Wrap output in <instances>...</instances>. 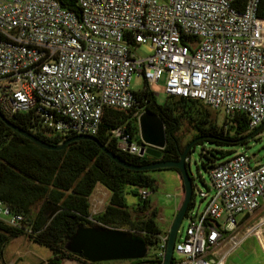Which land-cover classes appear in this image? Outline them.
Returning <instances> with one entry per match:
<instances>
[{
  "label": "built area",
  "instance_id": "1",
  "mask_svg": "<svg viewBox=\"0 0 264 264\" xmlns=\"http://www.w3.org/2000/svg\"><path fill=\"white\" fill-rule=\"evenodd\" d=\"M75 4L77 14L57 0H0L4 117L27 113L29 131L46 137L95 135L105 108L130 112L136 119L145 111L138 90L130 88L132 75L149 87L164 74L168 95L195 98L230 118L243 114L249 130L264 121V18L257 15L259 0ZM139 44H147V55L132 51ZM108 132L121 153L139 155L145 147L139 133L126 131L124 123ZM249 160L239 152L209 169L210 187L198 191L205 205L187 216L188 205L187 226L182 236L177 230L169 264H225L245 237L264 236V159L253 165ZM109 195L100 184L90 193L86 219L93 225L106 226L94 217L104 211ZM137 195L146 199L149 191L138 187ZM238 214L242 216L236 219ZM23 219L0 200V220L20 228ZM168 229H160L154 244L146 245L153 249L148 258L154 264H163Z\"/></svg>",
  "mask_w": 264,
  "mask_h": 264
},
{
  "label": "trees",
  "instance_id": "2",
  "mask_svg": "<svg viewBox=\"0 0 264 264\" xmlns=\"http://www.w3.org/2000/svg\"><path fill=\"white\" fill-rule=\"evenodd\" d=\"M57 1L74 13L79 12L75 0ZM257 15L264 18V0H259ZM138 97L143 109L156 113L163 123L166 143L160 150V159L177 160L188 142L194 140L187 151L186 164L191 149L199 146L200 156L204 157L201 165L208 172L216 163L233 155L232 148L223 147L244 144L250 138L247 136L257 129L249 130L243 114H236L231 118L224 116L223 123L217 124L215 119H211L208 109L195 98L167 94L166 100L157 104L154 93L145 82L138 90ZM130 117V112L105 108L100 127L93 136L101 145L128 163L139 165L153 161L143 155L121 153L116 148L115 140L109 139L108 131L123 123L126 131L138 133L137 119ZM7 119L30 132L27 113H19ZM182 121L189 123L195 131L183 146L176 133ZM33 134L50 144H58L72 136L55 134L46 137L39 133ZM226 155L229 156L222 158ZM171 169L177 172L175 168ZM148 171L131 170L117 164L91 140L72 141L61 150L41 148L0 119V200L24 218L20 228L9 226L0 220V264H4V244L9 238L18 235H26L32 242L50 250L51 256L46 264H63L69 256L64 247L66 238L80 224L93 225L86 217L90 213L88 197L96 184L103 186L110 195L104 211L95 215V220L111 228L145 231L146 234L140 236L146 245H153L155 234L160 231L154 220L156 209L149 204L148 198L138 197L140 203L133 209L139 210L141 214L131 215L123 198L125 185L153 189L154 179ZM190 178L192 181L191 176ZM190 204L191 202L189 207ZM126 224L132 228L124 227ZM26 228L30 231H25ZM131 261L132 264L155 262L148 257Z\"/></svg>",
  "mask_w": 264,
  "mask_h": 264
},
{
  "label": "rangeland",
  "instance_id": "3",
  "mask_svg": "<svg viewBox=\"0 0 264 264\" xmlns=\"http://www.w3.org/2000/svg\"><path fill=\"white\" fill-rule=\"evenodd\" d=\"M132 51L138 56H145L149 53V47L147 44H139L136 45ZM164 79L165 75L163 74L159 81L149 85V89L154 93V99L157 104H162L167 98V94L164 91ZM142 86L143 81L141 78L137 75H132L130 79V88L136 91L141 89ZM207 109L210 113L211 119H215V122L221 125L224 120L223 114L219 111L210 110L209 108ZM262 123L263 125H261ZM262 123L260 124L261 126L259 125L256 127L257 132L248 138L244 144L223 148H232L234 150L233 154L239 152L244 153L250 158L249 161L251 165L261 162L264 159V121ZM176 133L179 143L183 146L193 137L195 131L189 123L182 121ZM199 152V146L194 147L188 155L189 161L187 166L190 176L192 177L193 194L191 196V204L188 208L187 216H193L195 212H199L203 209L205 200L199 198L198 191H206L210 187L209 172L201 165V160L204 161V157L200 156ZM143 156L150 160H154L153 157L146 154H143ZM228 156L229 155H226L222 158ZM148 174L154 179L153 189L147 188L149 191V204H153L156 207L154 220L160 229H167L172 222L177 207L182 201L179 176L177 172L171 168L149 170ZM137 192V186L125 185L123 188L124 202L128 206L131 215L141 214L139 210L133 209V207L140 203ZM210 192H212V190ZM241 216L242 214H238L235 218L239 219ZM223 219L224 216L219 219V222H222ZM123 226L131 227L127 224ZM186 226L187 217H183L178 226V234L182 236L185 232ZM29 240L30 239L26 235H18L9 238L2 248L3 260L6 263L16 261V264H35L39 258L51 255V252L47 247L29 242ZM260 244L261 243L255 235L245 237L241 244L229 253L225 260V264H264V247ZM152 253V247H148L147 257ZM174 257H176L175 254ZM46 261H42L39 264H46ZM131 263V260H111L105 261L103 264Z\"/></svg>",
  "mask_w": 264,
  "mask_h": 264
},
{
  "label": "water",
  "instance_id": "4",
  "mask_svg": "<svg viewBox=\"0 0 264 264\" xmlns=\"http://www.w3.org/2000/svg\"><path fill=\"white\" fill-rule=\"evenodd\" d=\"M0 119L8 127L44 149L61 150L72 141L91 140L113 161L127 169L154 170L175 168L182 181L183 198L168 229L167 244L162 263H170L178 226L185 215L192 195V181L186 164V154L190 146L194 143V140L188 142L185 149L179 154L177 160L160 159V150L166 143L164 126L156 113L145 110L137 117L139 137L143 144H145V147L140 149L139 155L146 154L155 158V160L145 164L135 165L120 159L105 146L101 145L93 135H72L58 144H50L39 139L34 134L15 126L1 113ZM256 131L257 129L252 131L247 137L253 136ZM64 247L69 254L80 257L84 261L80 262L78 259L68 256L63 261V264H94L111 260H135L144 258L147 253L146 244L141 236L132 235L125 230L99 225H78L74 233L66 238Z\"/></svg>",
  "mask_w": 264,
  "mask_h": 264
},
{
  "label": "crops",
  "instance_id": "5",
  "mask_svg": "<svg viewBox=\"0 0 264 264\" xmlns=\"http://www.w3.org/2000/svg\"><path fill=\"white\" fill-rule=\"evenodd\" d=\"M178 174V173H177ZM178 176H179V174H178ZM179 182H180V184H181V195H182V198H183V188H182V181H181V178H180V176H179ZM148 198V197H147ZM151 206L153 207V208H155L156 209V207L153 205V204H151ZM179 207V206H178ZM177 207V208H178ZM177 210V209H176ZM29 242H32L31 240H29ZM32 243H34V242H32ZM36 244V243H35ZM39 245V244H38ZM51 255H49V256H45L44 258H39V260L35 263V264H39L40 262H42V261H46L49 257H50ZM2 260H3V258H2ZM3 262H4V264H16V261H10V262H8V263H6L4 260H3Z\"/></svg>",
  "mask_w": 264,
  "mask_h": 264
},
{
  "label": "flooded vegetation",
  "instance_id": "6",
  "mask_svg": "<svg viewBox=\"0 0 264 264\" xmlns=\"http://www.w3.org/2000/svg\"><path fill=\"white\" fill-rule=\"evenodd\" d=\"M69 256L78 259L80 262H81V261H84V260H83L82 258H80V257L74 256V255H71V254H69ZM104 262H105V261H103V262H97V263H94V264H103ZM131 264H132V263H131Z\"/></svg>",
  "mask_w": 264,
  "mask_h": 264
},
{
  "label": "bare ground",
  "instance_id": "7",
  "mask_svg": "<svg viewBox=\"0 0 264 264\" xmlns=\"http://www.w3.org/2000/svg\"><path fill=\"white\" fill-rule=\"evenodd\" d=\"M259 241L262 244V246L264 247V236H260L258 235Z\"/></svg>",
  "mask_w": 264,
  "mask_h": 264
}]
</instances>
